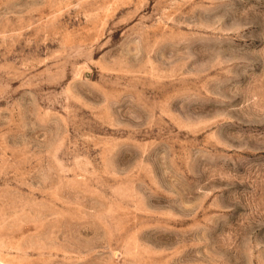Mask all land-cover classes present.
I'll return each mask as SVG.
<instances>
[{"label":"rangeland","instance_id":"374dc122","mask_svg":"<svg viewBox=\"0 0 264 264\" xmlns=\"http://www.w3.org/2000/svg\"><path fill=\"white\" fill-rule=\"evenodd\" d=\"M0 264H264V0H0Z\"/></svg>","mask_w":264,"mask_h":264}]
</instances>
